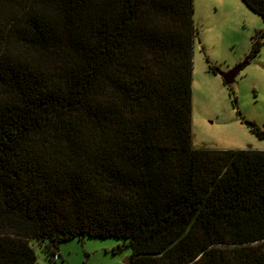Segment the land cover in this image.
I'll use <instances>...</instances> for the list:
<instances>
[{
    "label": "trees",
    "instance_id": "16d2710c",
    "mask_svg": "<svg viewBox=\"0 0 264 264\" xmlns=\"http://www.w3.org/2000/svg\"><path fill=\"white\" fill-rule=\"evenodd\" d=\"M192 1L0 0V264L85 236L129 264H264V150L191 144Z\"/></svg>",
    "mask_w": 264,
    "mask_h": 264
},
{
    "label": "rangeland",
    "instance_id": "374dc122",
    "mask_svg": "<svg viewBox=\"0 0 264 264\" xmlns=\"http://www.w3.org/2000/svg\"><path fill=\"white\" fill-rule=\"evenodd\" d=\"M191 144L196 149L264 150V21L242 0H193ZM262 34L258 53L225 85L221 74L244 61ZM258 35V36H256ZM36 264H129L131 249L120 238L72 239L57 245L51 259L32 245Z\"/></svg>",
    "mask_w": 264,
    "mask_h": 264
},
{
    "label": "water",
    "instance_id": "95a60500",
    "mask_svg": "<svg viewBox=\"0 0 264 264\" xmlns=\"http://www.w3.org/2000/svg\"><path fill=\"white\" fill-rule=\"evenodd\" d=\"M238 70L239 68L235 67L232 70L228 71L227 73L221 74V77L225 85H230L231 83H233L234 78L236 77L238 73Z\"/></svg>",
    "mask_w": 264,
    "mask_h": 264
},
{
    "label": "built area",
    "instance_id": "2783aa9c",
    "mask_svg": "<svg viewBox=\"0 0 264 264\" xmlns=\"http://www.w3.org/2000/svg\"><path fill=\"white\" fill-rule=\"evenodd\" d=\"M57 258V256H54V259H56Z\"/></svg>",
    "mask_w": 264,
    "mask_h": 264
}]
</instances>
